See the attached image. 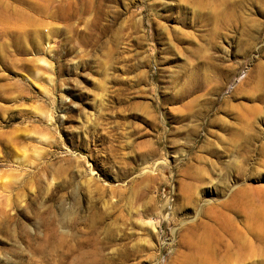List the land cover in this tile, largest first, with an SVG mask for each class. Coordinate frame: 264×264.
<instances>
[{"label": "rangeland", "instance_id": "374dc122", "mask_svg": "<svg viewBox=\"0 0 264 264\" xmlns=\"http://www.w3.org/2000/svg\"><path fill=\"white\" fill-rule=\"evenodd\" d=\"M0 264H264V0H0Z\"/></svg>", "mask_w": 264, "mask_h": 264}]
</instances>
